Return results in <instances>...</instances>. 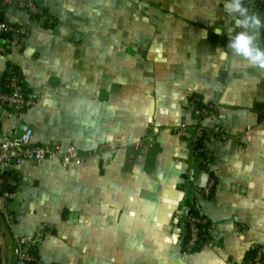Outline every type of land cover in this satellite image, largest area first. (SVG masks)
Wrapping results in <instances>:
<instances>
[{
  "label": "crops",
  "instance_id": "0c3cea01",
  "mask_svg": "<svg viewBox=\"0 0 264 264\" xmlns=\"http://www.w3.org/2000/svg\"><path fill=\"white\" fill-rule=\"evenodd\" d=\"M34 1L56 23L32 21L22 46L0 54V78L11 64L40 96L0 114V140L29 126L35 141L74 143L87 159L12 169L15 220L0 211V264H28L16 235L40 221L52 228L37 247L43 264H241L258 247L264 254V70L227 49L228 0ZM244 8L264 21L263 6ZM7 15L29 20L17 6ZM257 41L264 47V28ZM192 93L213 110L204 121L230 133L206 136L198 152L193 126L174 129ZM205 171L210 197L199 193ZM194 204L208 238L184 253Z\"/></svg>",
  "mask_w": 264,
  "mask_h": 264
},
{
  "label": "built area",
  "instance_id": "2783aa9c",
  "mask_svg": "<svg viewBox=\"0 0 264 264\" xmlns=\"http://www.w3.org/2000/svg\"><path fill=\"white\" fill-rule=\"evenodd\" d=\"M248 7L264 6V0H244ZM23 8L29 20L16 23L8 18L7 12L11 7ZM43 21L46 26L56 23L54 15L44 12L34 0H0V54H7L12 47L22 46L24 37L31 29L32 21ZM40 96L38 88H29L22 75L18 72L6 73L0 88V114L21 113L34 105ZM191 110H186L179 125L174 129L182 133L186 127L195 128L194 146L199 151L202 140L209 135L227 138L230 133L219 123L208 124L206 117L213 114V110L199 93H192L189 99ZM34 129L27 127L18 133H11L0 140V211L9 223L15 220L11 202L15 194L18 179L11 172L19 163L31 160L41 162L46 159L57 160L64 165L81 164L87 159V154L81 151L74 143L63 146L60 143L37 142L33 138ZM245 138L251 140V129L244 131ZM9 183L12 188L5 185ZM215 187V178L209 175L204 186L199 187L202 196L210 197ZM186 236L183 240L182 251L189 253L201 245L204 238H208L209 218L196 204V209L184 213ZM52 233L51 226L46 221H40L32 233L16 235L14 253L24 263L43 264L37 247L45 236ZM233 263L232 260H229ZM241 264H264V254L260 247L253 255L248 256Z\"/></svg>",
  "mask_w": 264,
  "mask_h": 264
},
{
  "label": "clouds",
  "instance_id": "9594fccd",
  "mask_svg": "<svg viewBox=\"0 0 264 264\" xmlns=\"http://www.w3.org/2000/svg\"><path fill=\"white\" fill-rule=\"evenodd\" d=\"M225 7L235 18V28L228 29L231 38L227 49L243 57L250 66L264 70V47L257 41L259 30L264 28V21L256 14H249L243 6V0H228ZM215 32L221 35L224 31L217 27ZM218 51L220 59L228 58V51Z\"/></svg>",
  "mask_w": 264,
  "mask_h": 264
},
{
  "label": "trees",
  "instance_id": "16d2710c",
  "mask_svg": "<svg viewBox=\"0 0 264 264\" xmlns=\"http://www.w3.org/2000/svg\"><path fill=\"white\" fill-rule=\"evenodd\" d=\"M11 72H18L19 73V70L16 67H14L13 65L9 64L8 69L6 70V72L3 73L2 77L0 78V88H2V85L4 82V75L6 73H11ZM195 209H196V204L191 206L190 211L195 210Z\"/></svg>",
  "mask_w": 264,
  "mask_h": 264
},
{
  "label": "water",
  "instance_id": "95a60500",
  "mask_svg": "<svg viewBox=\"0 0 264 264\" xmlns=\"http://www.w3.org/2000/svg\"><path fill=\"white\" fill-rule=\"evenodd\" d=\"M28 1V0H25ZM244 6V5H243ZM246 7V5L244 6ZM210 173L208 171H205L199 178L198 185L199 186H204L209 178ZM189 207L185 208V213H188Z\"/></svg>",
  "mask_w": 264,
  "mask_h": 264
}]
</instances>
